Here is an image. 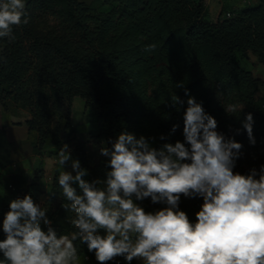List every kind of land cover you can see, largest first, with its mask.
Listing matches in <instances>:
<instances>
[{
    "label": "trees",
    "instance_id": "1",
    "mask_svg": "<svg viewBox=\"0 0 264 264\" xmlns=\"http://www.w3.org/2000/svg\"><path fill=\"white\" fill-rule=\"evenodd\" d=\"M102 3L107 8L95 10L85 0H28V23L14 27V39H0V101L12 99L30 108L28 131L38 132L40 150L51 135L54 113L76 95L86 99L96 116L98 130L91 133L90 142L99 148L110 147L123 131L155 137L157 147L182 141L188 89L216 118L217 130L242 144L234 171L247 173L264 164V102L256 95L263 81L238 58L239 52L250 51L264 63V0L243 5L230 17H223L221 11L216 21L207 19L205 0ZM31 5L50 11L58 28L38 32ZM149 44L156 45L151 53L144 51ZM173 94L182 101L178 108L173 106ZM235 102L244 104L239 117L228 114L223 106ZM248 112L254 115L255 143L240 123ZM173 124H179L174 133ZM68 151L88 169L89 180L105 176L106 158L100 152L92 165L84 140L70 144ZM6 166L0 164V171ZM58 174L53 175L48 194L41 183L42 167L31 178L11 172L3 174L0 182L7 198L27 193L40 202L46 195V215L59 234L73 230L69 223L73 214L62 207L67 201L60 195ZM202 202L201 197L181 194L179 206L195 220ZM138 203L145 211L164 207L150 198ZM80 256L93 264H107L97 261L86 245H81ZM111 263L128 264L122 257ZM131 264H138L137 260Z\"/></svg>",
    "mask_w": 264,
    "mask_h": 264
},
{
    "label": "clouds",
    "instance_id": "2",
    "mask_svg": "<svg viewBox=\"0 0 264 264\" xmlns=\"http://www.w3.org/2000/svg\"><path fill=\"white\" fill-rule=\"evenodd\" d=\"M26 3L0 0V39H14V27L28 23ZM188 93L183 140L157 147L155 137L123 131L100 148L103 178L85 179L88 169L62 148L56 163L71 164L56 182L67 201L62 207L73 214V230L58 234L48 207L31 194L17 196L0 221V264H82L81 245L99 262L122 257L128 264L134 258L142 264H264V164L234 171L242 144L218 131L216 118ZM172 103L178 108L182 101L173 94ZM223 106L239 117L244 104ZM240 123L255 143L253 113ZM181 194L202 198L195 220L180 208ZM145 198L164 207L145 211L138 203Z\"/></svg>",
    "mask_w": 264,
    "mask_h": 264
},
{
    "label": "rangeland",
    "instance_id": "3",
    "mask_svg": "<svg viewBox=\"0 0 264 264\" xmlns=\"http://www.w3.org/2000/svg\"><path fill=\"white\" fill-rule=\"evenodd\" d=\"M95 10H103V0H85ZM207 2V0H205ZM226 0H217V9L207 15V19L213 20L218 17L222 11V16H227L228 12L237 10L238 5L228 2L223 6ZM228 1V0H227ZM243 5H254L257 0H240ZM28 3V0H27ZM26 3V5H27ZM34 27L38 32H46L58 28V22L55 16L44 10L42 7L30 8ZM238 58L246 69H249L254 76L263 81V85L257 92V97L264 102V63L260 62L256 55L250 51L239 52ZM31 118L30 108L12 99L0 101V129H4V135H0V164L7 163L0 171V179L3 174L11 172L16 166L21 169L27 177L31 178L37 167H42L45 176L42 180V186L46 194L50 190L52 177L56 172L63 171V167L70 169L71 160L62 166L56 163L58 153L62 148L68 149L69 145L84 140L87 144L90 163L93 165L100 155V148L90 142L91 133L98 130L96 116L87 105V101L81 95H76L71 102H64L61 111H56L52 117L51 135L48 142L40 150L39 134L36 130L28 131L27 121ZM68 127L65 128V125ZM60 143V147L57 144ZM105 146V145H103ZM71 158L74 159L71 155ZM36 165L33 166V162ZM89 180V173L85 177ZM1 183V182H0ZM42 206L48 207L46 195L40 199ZM138 260V259H136ZM82 264H89V260L81 257ZM139 264H142L138 260ZM107 264H112L108 261Z\"/></svg>",
    "mask_w": 264,
    "mask_h": 264
},
{
    "label": "crops",
    "instance_id": "4",
    "mask_svg": "<svg viewBox=\"0 0 264 264\" xmlns=\"http://www.w3.org/2000/svg\"><path fill=\"white\" fill-rule=\"evenodd\" d=\"M239 1L240 0H228V1L226 0L225 2H223V6H227L228 2L234 3V4H236V6L238 5V7L243 6V4L240 3ZM206 6L208 9V14H211V12L214 9H217V0H207ZM216 19H217V17L215 19H213L212 21H216ZM35 165H36V162L34 161L33 166H35ZM17 167L19 168V166H16L11 172H23L21 169L18 170ZM11 172H9V173H11ZM10 200H12V198L6 197L4 188H3L2 184L0 183V217H1V219H3L5 212L9 208V201ZM86 258H87V256H86ZM137 263H138V260H137ZM90 264H93V263H90Z\"/></svg>",
    "mask_w": 264,
    "mask_h": 264
},
{
    "label": "built area",
    "instance_id": "5",
    "mask_svg": "<svg viewBox=\"0 0 264 264\" xmlns=\"http://www.w3.org/2000/svg\"><path fill=\"white\" fill-rule=\"evenodd\" d=\"M231 15H232L231 12H228V13H227V17H230Z\"/></svg>",
    "mask_w": 264,
    "mask_h": 264
}]
</instances>
